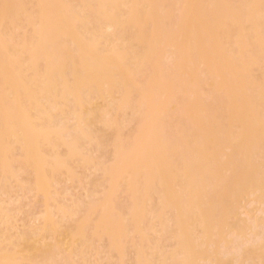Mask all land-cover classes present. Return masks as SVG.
Instances as JSON below:
<instances>
[{
    "label": "bare ground",
    "instance_id": "6f19581e",
    "mask_svg": "<svg viewBox=\"0 0 264 264\" xmlns=\"http://www.w3.org/2000/svg\"><path fill=\"white\" fill-rule=\"evenodd\" d=\"M0 264H264V0H0Z\"/></svg>",
    "mask_w": 264,
    "mask_h": 264
},
{
    "label": "rangeland",
    "instance_id": "374dc122",
    "mask_svg": "<svg viewBox=\"0 0 264 264\" xmlns=\"http://www.w3.org/2000/svg\"><path fill=\"white\" fill-rule=\"evenodd\" d=\"M24 203H27V202H30L31 203V201H29V200H27V202L26 201H23ZM252 205H250V204H248V207L250 208ZM244 215V216H243ZM241 218L242 219H247L248 218V216L246 215V218H245V213H243L242 215H241Z\"/></svg>",
    "mask_w": 264,
    "mask_h": 264
}]
</instances>
